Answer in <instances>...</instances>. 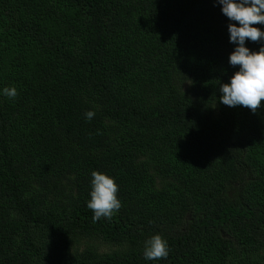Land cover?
Wrapping results in <instances>:
<instances>
[{
	"label": "trees",
	"instance_id": "obj_1",
	"mask_svg": "<svg viewBox=\"0 0 264 264\" xmlns=\"http://www.w3.org/2000/svg\"><path fill=\"white\" fill-rule=\"evenodd\" d=\"M231 23L217 0H0V264H264V101L220 102Z\"/></svg>",
	"mask_w": 264,
	"mask_h": 264
},
{
	"label": "clouds",
	"instance_id": "obj_2",
	"mask_svg": "<svg viewBox=\"0 0 264 264\" xmlns=\"http://www.w3.org/2000/svg\"><path fill=\"white\" fill-rule=\"evenodd\" d=\"M222 5V13L231 21L238 22L228 25L230 43L238 45L229 57L231 66H239V71L232 76L230 83L222 84L220 102L229 107L243 106L253 113L264 101V47L259 52H252L245 47L246 41L259 42L264 40V32L253 27L264 25V0H217ZM3 94L9 99L18 96L16 88H4ZM95 112L88 111V121ZM92 191L87 207L93 211V222L101 218L111 219L122 207L117 198L118 185L113 178L93 171L91 173ZM169 249L167 242L154 235L145 242L144 258L146 260L167 259Z\"/></svg>",
	"mask_w": 264,
	"mask_h": 264
}]
</instances>
